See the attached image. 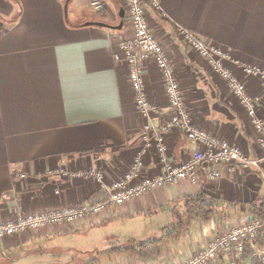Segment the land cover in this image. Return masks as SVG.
Masks as SVG:
<instances>
[{"label": "crops", "instance_id": "0c3cea01", "mask_svg": "<svg viewBox=\"0 0 264 264\" xmlns=\"http://www.w3.org/2000/svg\"><path fill=\"white\" fill-rule=\"evenodd\" d=\"M65 3L0 0V224L18 212L44 213L102 200L103 184L121 178L138 155L144 168L135 183L162 172L158 149L144 144L148 120L137 109L119 50L118 43L133 35L127 13L122 29L85 26L90 20L115 25L114 9L103 4V18L70 23ZM147 18L174 63L193 124L238 146L247 158L259 157L261 133L226 82L180 32L188 30L227 54L225 66L259 99L258 115L264 118V85L242 71L243 65L264 68V0H159L157 8H147ZM157 67L148 61L143 75L153 106L151 123L159 127L171 110ZM164 139L175 164L188 161L196 148L178 128ZM199 169L196 181L165 185L77 222L6 236L0 239V264H33L42 258L54 264H183L227 226L248 218L247 206L264 204V164L248 170L222 167L212 181L204 167ZM90 171L104 173L103 184ZM20 173L26 174L24 180ZM198 193L221 206L208 221L194 220L178 236L166 238L161 254L146 259L99 254L116 247L108 245L92 262L83 258L86 248L111 244V239L123 240L125 247L127 241L161 237L165 227L182 218L178 201ZM239 212L246 217L234 219ZM69 236L86 238L62 241Z\"/></svg>", "mask_w": 264, "mask_h": 264}, {"label": "built area", "instance_id": "2783aa9c", "mask_svg": "<svg viewBox=\"0 0 264 264\" xmlns=\"http://www.w3.org/2000/svg\"><path fill=\"white\" fill-rule=\"evenodd\" d=\"M124 1L133 35L118 43L119 50L125 54L124 60L128 66V77L135 94L137 109L148 120V124L145 126L146 133L143 136L144 144L147 147L154 144L158 149L159 154L162 156V172L159 176L145 178L135 183L144 168V161L140 155L136 157L131 168L111 184H103L104 173L90 171L88 175L103 184L104 199L82 204L78 207L52 209L44 213L23 214L18 212L13 220L0 224V239L21 233V231L26 232L31 229L53 224L60 225L65 222H77L88 216L97 215L109 206L123 205L127 201L163 188L165 185L177 184L183 180L196 181L200 173L199 168L202 167L206 170L207 178L212 181L220 177L222 167L231 170L237 168L248 170L251 167L259 168L263 166L264 118L258 115V103L260 102H258V98L248 92L246 84L225 66L224 62L228 59L227 54L215 46H210L194 33L184 29L181 30L186 42L205 58L214 72L226 82L247 111L253 126L261 133L262 154L253 159L247 158L238 146L193 124L174 63L163 44L151 31L147 18V8H157L159 0ZM150 60L155 62L157 68L163 74L171 110L170 118L165 123L160 124L159 127L151 123L150 111L153 106H151L146 93L143 75L147 62ZM242 71L247 76L260 79V82L264 85V68L256 65H243ZM173 128L185 132L186 138L196 145L191 158L181 164L170 162L168 158L164 134ZM25 175V173H20L18 176L21 180H24ZM263 225L264 219L249 217L238 224H231L209 246L202 248L183 264H221L222 261L226 264H239L236 259L241 258L245 243H248L252 248V257L258 259L259 264H264V244H261L262 247L256 244L259 229ZM232 254L235 255V260L231 259Z\"/></svg>", "mask_w": 264, "mask_h": 264}, {"label": "trees", "instance_id": "16d2710c", "mask_svg": "<svg viewBox=\"0 0 264 264\" xmlns=\"http://www.w3.org/2000/svg\"><path fill=\"white\" fill-rule=\"evenodd\" d=\"M178 203H181L180 208L183 209L182 218L176 223L165 227L164 234L161 237L143 242L131 240L129 241L131 243L130 245H126L125 247L122 245L116 246L112 248V250H105L99 252V254L129 253L142 259H146L150 255H159L162 252L161 244L166 238L178 236L179 233L188 227L194 220L200 219L208 221L216 213L217 207L221 206V203L203 193L187 196L178 201ZM247 213L250 218L264 219V204H250L247 206ZM256 244H264V225L259 229ZM252 255V248L248 243H245V249L241 258L236 259L235 255L232 254L231 259H236L239 264H243L245 261H247V264H259V260L254 256L252 257ZM221 264H226V262L223 263L222 261Z\"/></svg>", "mask_w": 264, "mask_h": 264}, {"label": "rangeland", "instance_id": "374dc122", "mask_svg": "<svg viewBox=\"0 0 264 264\" xmlns=\"http://www.w3.org/2000/svg\"><path fill=\"white\" fill-rule=\"evenodd\" d=\"M65 1H68V0H65ZM79 0H69L68 1V10H67V20L70 22V23H76L77 21L80 22V21H83L85 20L87 17L88 18H92V19H99V17H102L105 15L106 13V9L104 6H102L103 4L106 6V7H109L110 9H114V13H115V18L116 20L113 22V24L117 25L119 24L120 22V19H119V9H120V6H123V8L126 10V4H125V1L124 0H100L98 3L91 5H82V4H79L78 3ZM101 2V3H100ZM121 2V3H120ZM92 10H96L95 12H93ZM75 11V12H74ZM151 31L153 32V29H151ZM180 31L178 30V33ZM154 35L156 34L155 32H153ZM180 34H182L180 32ZM183 35V34H182ZM156 36V35H155ZM157 37V36H156ZM185 37V36H184ZM157 39H159L157 37ZM160 41V40H159ZM161 42V41H160ZM188 44V43H187ZM189 45V44H188ZM164 46V45H163ZM190 46V45H189ZM165 48V47H164ZM166 50V49H165ZM167 51V50H166ZM168 53V52H167ZM170 56V55H169ZM244 215V216H242ZM247 215V214H246ZM246 217L245 214H240L239 213H236V216H234L236 218H240V217ZM11 221V220H9ZM235 224H238L236 222H234ZM114 227H119L120 224H116L114 225ZM123 229H126L127 230V226H126V223L124 224L123 226ZM225 230H227L225 228ZM225 230H223L222 232H224ZM22 233V231H21ZM18 234V233H17ZM82 238L84 237H79V238H76L75 236H69L68 238H63L62 241H65V240H69V241H78V240H82ZM86 238V237H85ZM84 238V239H85ZM61 239V238H60ZM83 241V240H82ZM111 244H103V243H98L96 245H94L93 247H89V248H86V251L83 253V258L86 259V261H91L93 258L97 257V253L98 251L102 250V249H105L107 248V246L109 245L110 247H113V246H119V245H122L124 246L125 244L123 243V240H118V239H111ZM126 245H130V242H125ZM259 247H262L261 245H259ZM51 260H49L48 258H42L41 260H36L33 262V264H54V263H51L50 262ZM247 261H245V263L243 264H247L246 263Z\"/></svg>", "mask_w": 264, "mask_h": 264}, {"label": "water", "instance_id": "95a60500", "mask_svg": "<svg viewBox=\"0 0 264 264\" xmlns=\"http://www.w3.org/2000/svg\"><path fill=\"white\" fill-rule=\"evenodd\" d=\"M69 1V0H68ZM68 1H66L65 3V13L67 16V10H68ZM125 9L122 7L120 9L119 12V17H120V23L119 25H112L106 22H102V21H87L84 25L85 26H90V25H96V26H100V27H104V28H110V29H122L123 25H124V16H125Z\"/></svg>", "mask_w": 264, "mask_h": 264}]
</instances>
